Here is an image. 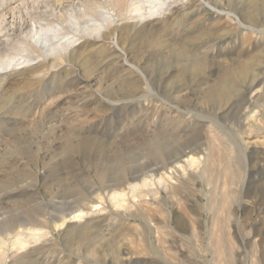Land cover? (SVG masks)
Instances as JSON below:
<instances>
[{
    "label": "rangeland",
    "instance_id": "rangeland-1",
    "mask_svg": "<svg viewBox=\"0 0 264 264\" xmlns=\"http://www.w3.org/2000/svg\"><path fill=\"white\" fill-rule=\"evenodd\" d=\"M31 4L0 23L72 10ZM211 6L75 34L62 58L0 49V264H264V0Z\"/></svg>",
    "mask_w": 264,
    "mask_h": 264
},
{
    "label": "bare ground",
    "instance_id": "bare-ground-1",
    "mask_svg": "<svg viewBox=\"0 0 264 264\" xmlns=\"http://www.w3.org/2000/svg\"><path fill=\"white\" fill-rule=\"evenodd\" d=\"M17 0H0V8L4 7H11L10 4L16 2ZM30 3L32 2L31 9H42V13H47V11L52 8V12L45 16V20H49L51 18H55V16H59L62 7L65 9L63 4V0H29ZM46 1H48L46 3ZM71 2L69 9L72 8L68 14L62 16V18H58L60 20L59 25H54L51 22L40 24V22H36V19L33 18L34 14L29 15L31 19L30 25L24 19L21 20L17 27L5 24L4 22L0 23V49L7 50L8 49H15L17 51H26V50H36L39 52L49 53L50 55L54 56L55 58H62L65 57L71 49L74 48L75 43L79 38L78 35H94L95 38L105 39V32L108 31L109 33H118V30L121 28H126L127 30H134L138 31L141 30L144 26L142 22L145 20L153 19L155 16L162 14L168 8V5L177 2H185V3H192L195 0H125L127 3L125 11H116L113 9L109 10V6L102 7V5H110L113 2H118L119 0H68ZM206 6H220L222 5L223 1H227V3L232 2L234 0H199ZM243 1V0H238ZM248 1V0H244ZM146 2V4H145ZM21 3V2H20ZM145 4V5H144ZM184 4V3H183ZM182 4V5H183ZM27 5V4H26ZM181 5V4H180ZM185 5V4H184ZM211 6V7H212ZM170 7V6H169ZM77 9V14L75 13V9ZM171 8V7H170ZM30 9V8H29ZM27 11V10H26ZM168 11V10H167ZM216 11V10H215ZM28 12V11H27ZM39 13L38 14H42ZM26 16V15H25ZM134 16L136 21L132 23H122L121 20L132 18ZM161 16V15H160ZM60 17V16H59ZM64 17V18H63ZM238 22V18L235 16L232 18ZM250 28V27H249ZM253 28V27H252ZM254 31V30H253ZM69 32L71 36H67L66 33ZM261 32V31H260ZM132 33V32H131ZM262 33V32H261ZM25 34L30 36L32 43L28 46H24L21 44H13L11 42L12 38L20 37V35ZM62 34L64 36H62ZM77 36H76V35ZM116 34V33H115ZM117 35V34H116ZM116 37V36H115ZM118 37V36H117ZM119 38V37H118ZM118 38L113 39V45L116 48L118 47ZM17 40V39H16ZM104 41V40H103ZM15 42V39H14ZM122 49V48H121ZM123 50V49H122ZM2 52V51H1ZM123 53V52H122ZM124 54V53H123ZM13 60L9 59L6 60L4 65L1 69L5 70L9 63ZM29 60L24 59L21 60L17 65L24 66ZM17 63V62H16ZM2 64V63H1ZM19 66V68H20ZM21 67V68H22ZM188 163L193 166L195 165L196 160L195 158H189ZM146 182H143V186H145ZM137 187L133 186L132 191H136ZM111 199L114 203L121 207V202L123 201V195L113 193ZM85 215L83 213L74 214L71 218L68 219L69 221L78 222L83 219ZM65 225V222L61 223V226ZM42 237L41 234L32 233L30 234L29 241L36 242L37 240ZM27 240L19 239L17 241V247L21 250L26 248L28 245Z\"/></svg>",
    "mask_w": 264,
    "mask_h": 264
}]
</instances>
